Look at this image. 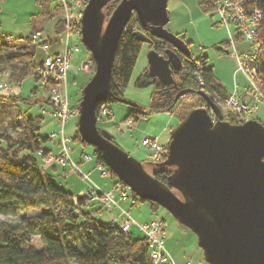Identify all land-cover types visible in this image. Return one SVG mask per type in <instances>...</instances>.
<instances>
[{
	"label": "trees",
	"instance_id": "obj_1",
	"mask_svg": "<svg viewBox=\"0 0 264 264\" xmlns=\"http://www.w3.org/2000/svg\"><path fill=\"white\" fill-rule=\"evenodd\" d=\"M87 1L85 0V3ZM37 2L40 10L32 13L31 30L27 34L19 35L18 39L12 34L0 36V79L8 75L9 80L20 84L30 73L36 80L40 79L37 70L42 65L43 56L36 59L40 48L32 42L31 34L43 28L44 25L38 26L39 23L48 20L56 12L57 6L53 0H37ZM119 2L120 0H109L106 3L103 7L105 20ZM198 3L204 11L215 12L212 1L198 0ZM255 8L263 13L257 30L262 44L256 63L257 85L264 95V0L246 1L247 12H252ZM74 25L80 26L79 22H74ZM54 27L55 35L52 39L57 40L66 25L59 19ZM136 30L146 34L149 49L154 48L159 53H164L166 48L171 46L151 34L141 24L138 14L134 11L118 42L112 67L110 92L104 101L97 104V113L103 106L108 107L110 102L126 99L124 92L144 43L134 34ZM234 36L243 41L238 32ZM182 38L188 43L191 54L180 55L181 68L172 69L175 86L164 84L158 78L151 76L147 65L136 77L134 85L137 88L151 87L148 110L145 106L131 101L132 103L129 104L131 108L126 118L134 116L137 119L146 109L148 112H172L179 122L191 108L208 106L201 92L208 93L213 100L214 97L225 99L230 95L216 78L213 66L208 63V55L194 54L191 49L193 41L186 39L185 36ZM221 42L227 47L231 43L229 39ZM83 46L93 60L87 46L84 44ZM215 46L218 48L219 43ZM240 48L246 47L242 45ZM179 90H188V95L195 94L197 96L195 103L186 106L181 102L182 96L175 101ZM79 92L78 102L82 96V87ZM45 101L49 103L48 98ZM28 102L33 103L30 97L20 92L0 93V213L14 215L20 211L34 210L33 213L24 214L17 220L0 221V264H150L148 242L143 234L134 235L131 232L124 234L117 227L111 226L109 221L97 217L98 209L92 204L86 206L87 194L76 197L70 189L62 186L58 181L53 171H56L59 163L52 162L51 170L47 169L48 166L41 165V159L51 152L50 148L43 145L50 137L40 132L43 114H31L30 106L27 108L21 106L22 103ZM78 102L72 107L78 109ZM220 108L223 118L232 123L245 120L235 110H225L221 106ZM73 138L88 144L81 140L78 128ZM112 140L116 143L114 136ZM93 148L95 160L106 164L101 151L95 146ZM160 162H156L157 168L153 170V174L166 182L167 175L174 166ZM111 176L115 177L114 185L130 190L115 173L112 172ZM171 188L183 197L180 190L173 186ZM130 194L133 199L144 201L131 190ZM149 202L153 210L160 207L154 201ZM35 235H39L41 247L33 241Z\"/></svg>",
	"mask_w": 264,
	"mask_h": 264
},
{
	"label": "water",
	"instance_id": "obj_2",
	"mask_svg": "<svg viewBox=\"0 0 264 264\" xmlns=\"http://www.w3.org/2000/svg\"><path fill=\"white\" fill-rule=\"evenodd\" d=\"M108 1L88 0L80 22L81 40L95 62L78 102L81 140L101 151L106 165L132 192L166 208L194 232L208 264H264V123L257 118L232 123L209 94L201 92L208 106L191 108L171 129L168 152L160 162L174 166L166 182L98 127L97 104L110 92L118 42L134 11L151 34L173 47L164 53L149 49L151 76L174 84L172 69L181 68L180 55L191 54L184 38L165 27L168 0H120L105 20ZM134 34L148 41L142 31ZM187 92L179 90L175 101Z\"/></svg>",
	"mask_w": 264,
	"mask_h": 264
},
{
	"label": "rangeland",
	"instance_id": "obj_3",
	"mask_svg": "<svg viewBox=\"0 0 264 264\" xmlns=\"http://www.w3.org/2000/svg\"><path fill=\"white\" fill-rule=\"evenodd\" d=\"M39 10L40 5L37 0H0V36L12 34L18 39L19 35L27 34L31 30V15ZM167 10L170 19L165 27L171 32L179 33V36H181L182 32L187 33V37L194 40L191 44V49L194 54L198 55L201 52H207L218 67L221 66L223 69L230 70L231 72L238 70L237 60L232 53L234 48L232 42L228 45L229 56L223 55L215 46L217 43L221 44L223 40H230V32L226 25L221 22L216 12L204 11L200 7L198 0H168ZM47 21L39 23L38 26H41V24L45 25ZM229 27L233 34H235V26L233 23ZM70 40L73 43L75 36L71 35ZM78 41L81 43L79 45L80 49L71 59L73 68L69 70L67 75V94L71 107L78 102L80 88L85 85L88 78H91L95 71V63L83 46L82 40L79 39ZM234 43L237 47L245 45L244 41L237 38ZM199 44L206 45L207 48H203ZM53 49H59V45L53 44ZM148 51L149 45L147 42H144L124 92L127 100L139 103L145 106L147 110L150 103L151 87L137 88L134 85V81L148 62ZM42 56V51L38 49L36 59H40ZM227 71L220 73L217 68V73L222 76ZM7 76L0 79V83L8 84L10 90L2 91L0 89V93L12 94L20 92L22 95L30 97L33 103H22L21 106L23 108L30 106L29 112L31 114H43L44 118L40 132L50 137L44 141L43 145L51 149L49 155L60 153L61 125L57 118L51 114L52 105L45 101L48 98L49 88L40 79L36 80L32 73L28 74L20 84L16 81L9 80ZM236 91L239 92L238 89ZM196 97L195 94L183 95L181 102L186 106H192L195 103ZM34 101H37V103H34ZM257 103L259 107L256 111L252 110L250 114H247L248 116L244 114L241 116L246 119H250V117L259 118L264 122V102L257 101ZM108 107L110 112L108 115H104L98 119V127L109 131L122 149L139 160L148 172L153 173V170L157 168L156 161H153L148 147L142 144V139L145 136H155L160 142H168L171 137V129L178 123L176 115L169 111L148 112L145 109V113H140L137 119L134 116L126 118L131 108L129 104L122 101H115L110 102ZM224 109L227 110V108ZM77 122L78 116H72L68 119L64 132L68 138L69 153L72 160L79 165V170H75L72 163L69 162L66 166L57 164L56 171H52L55 172L57 175L56 178L62 186L70 189L76 197L81 194H87L88 201L92 204V201L96 199H90L88 192L98 185L106 190L110 189L114 185L115 177H112L111 174L104 175L97 167V161L93 155L94 148L91 144H83L78 139L73 138L78 128ZM53 132L57 134L51 137L50 135ZM84 153L92 156V159L87 160ZM43 159H41V162H43ZM52 162L55 161L47 162L44 166H48L47 169L51 170ZM127 191L129 192V197L123 202L124 207L130 210L131 215L138 222L160 218L165 241L168 246L187 249L197 241L196 234L188 227L182 225L166 208L160 206L157 210H153L151 209L149 201L135 200L131 196L130 190L127 189ZM96 204L98 205L99 203L96 202ZM92 205L95 208V204ZM102 206V211L99 214L98 211L100 210L98 208L96 215L103 221H108V217L112 214L106 212L105 207L109 205L104 203ZM113 208L118 210L117 207ZM33 212L34 210L20 211L14 215L0 213V221L17 220L22 215ZM130 231L134 235L142 233L134 226L131 227ZM39 238V235H35L33 241L36 242L38 247H41ZM192 262L193 264H208L203 257V253L194 258Z\"/></svg>",
	"mask_w": 264,
	"mask_h": 264
},
{
	"label": "built area",
	"instance_id": "obj_4",
	"mask_svg": "<svg viewBox=\"0 0 264 264\" xmlns=\"http://www.w3.org/2000/svg\"><path fill=\"white\" fill-rule=\"evenodd\" d=\"M214 3V10L220 17L223 24L226 25L230 32V42H232L233 56L237 60L238 70L243 73L247 80L248 94L250 100L254 102H264V95L257 85L258 69L257 57L262 41L257 35V30L262 19V11L255 8L252 12H247V0H210ZM57 6L56 12L50 16L43 28L32 32V42L43 52L42 65L38 68L37 74L44 85L49 88L48 99L52 105L51 114L57 118L61 125V152L56 155H47L44 157L41 165L54 160L55 162L66 165L71 162L75 170H79V165L74 162L70 155V147L67 144L65 136V124L72 116H79V109L70 106L67 94V75L73 68L71 59L77 51H79L81 43L80 26H75L74 22H81L83 11L85 8V0H53ZM62 20L66 28L57 40H53L55 35V23ZM235 26L234 33L238 32L242 40L247 43L246 48L241 49L234 43V34L230 30V24ZM74 25V26H73ZM75 36L72 43L70 36ZM53 44H58L59 49H53ZM2 91L10 90V86L6 83H0ZM188 95V93H185ZM183 96V95H182ZM214 101L221 107L232 109L240 115L251 113L254 105L242 99L241 94L234 90L230 95L222 99L214 97ZM109 107L103 106L98 117L109 114ZM211 115L215 119V114L210 109ZM250 116V115H249ZM246 119V118H245ZM57 133H51V137ZM142 144L147 146L153 161H162L166 158L168 152V144L160 142L155 136H145ZM87 160H91L92 156L85 154ZM97 167L104 175L112 173V170L104 163L97 162ZM87 176V175H85ZM90 199H99L119 209V217L109 220L111 226L117 227L124 234H129L131 226L136 224L148 242V255L150 264H193L191 257L185 256L182 259L175 258L167 249L165 244V235L163 232L162 222L160 218H154L145 222H138L131 215L130 210L121 206V202L126 201L129 197L127 189L114 185L110 190H103L99 186L91 189L89 192ZM87 198L86 206L90 205Z\"/></svg>",
	"mask_w": 264,
	"mask_h": 264
},
{
	"label": "crops",
	"instance_id": "obj_5",
	"mask_svg": "<svg viewBox=\"0 0 264 264\" xmlns=\"http://www.w3.org/2000/svg\"><path fill=\"white\" fill-rule=\"evenodd\" d=\"M177 34V33H176ZM179 34V33H178ZM182 36H185L186 37V39H189L188 37H187V33H181V37ZM189 40H192L193 42H194V40L192 39V38H190ZM200 46H206V45H203V44H199ZM222 46V47H221ZM206 48H207V46H206ZM219 50L222 52V54L223 55H225V56H229V50H228V47L227 46H224L222 43L221 44H219ZM43 53V52H42ZM200 54H207L208 55V63L209 64H211L212 66H213V69H214V74H215V76H216V78L218 79V81H220L224 86H225V88L227 89V91H228V93H232L234 90H236V89H238L239 90V92H240V94H241V97H242V99L243 100H245V101H247V102H249V104L250 105H253L254 104V106H253V110L254 111H256L257 110V108L259 107V105H258V103L255 101H253L252 99L250 100V96H249V94H248V88H247V86H246V78H244V76H243V74H241L242 72H240V71H238V70H234L233 72H231L230 70H226V69H223L221 66L220 67H218L217 65H216V62L210 57V55L206 52H201ZM148 65V62H147V64L145 65V67ZM144 67V68H145ZM143 68V69H144ZM217 68H218V70L220 71V73H224L225 71H227L226 72V74L225 75H220L219 73H217ZM142 69V70H143ZM233 90V91H232ZM232 91V92H231ZM260 120H262V119H260ZM164 143H167L166 141L164 142ZM101 189H103V190H106V189H104L103 187H101L100 185H98ZM112 187H114V185H112ZM111 187V188H112ZM110 188V187H109ZM110 188V189H111ZM110 189H107V190H110ZM96 202H98L99 204L97 205L96 204ZM123 202H125V201H123ZM123 202H121V206L122 207H124V205H123ZM92 204H95V208L96 209H98L99 208V210L100 211H98V213L100 214V212L102 211V209L101 208H103V206H102V204L104 205V203H102L101 201H99L98 199H96V200H93L92 201ZM105 207V206H104ZM114 206H106L105 208H106V212H109L110 214H112V215H110L109 217H108V221L109 220H111V219H114V218H118L119 217V209L118 210H116V208H113ZM124 208H126V207H124ZM111 209V210H110ZM112 209H114V210H112ZM101 214H103V213H101ZM132 226H134V227H136L138 230H139V228L135 225V224H133ZM131 226V227H132ZM140 231V230H139ZM131 232V231H130ZM138 235V234H137ZM165 244H166V241H165ZM166 247H167V249L169 250V252L175 257V258H177V259H182L183 257H185V256H189V257H191V259H192V261H193V259L194 258H196L199 254H201L202 253V250H201V248H200V246L198 245V242L196 241L195 243H193L192 244V246L191 247H189V248H187V249H183V248H178L177 246L175 247H170V246H168L167 244H166Z\"/></svg>",
	"mask_w": 264,
	"mask_h": 264
},
{
	"label": "flooded vegetation",
	"instance_id": "obj_6",
	"mask_svg": "<svg viewBox=\"0 0 264 264\" xmlns=\"http://www.w3.org/2000/svg\"><path fill=\"white\" fill-rule=\"evenodd\" d=\"M170 44V43H169ZM171 45V44H170ZM170 47H172V45L170 46ZM173 48V47H172Z\"/></svg>",
	"mask_w": 264,
	"mask_h": 264
}]
</instances>
